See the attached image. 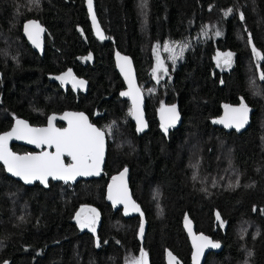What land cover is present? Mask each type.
<instances>
[{
    "label": "trees",
    "instance_id": "1",
    "mask_svg": "<svg viewBox=\"0 0 264 264\" xmlns=\"http://www.w3.org/2000/svg\"><path fill=\"white\" fill-rule=\"evenodd\" d=\"M94 2L103 39L91 29L84 0H0V132L14 118L40 125L65 110L112 128L98 179L25 186L0 165V263L135 264L143 252L148 264H166L170 252L190 264L182 224L189 216L196 232L223 246L204 264H264V59L253 52L254 46L264 56V0ZM28 19L45 27L42 54L21 34ZM182 40L190 44L159 89L182 123L165 130L155 117L161 106L147 98L149 129L137 135L129 103L118 96L124 85L113 54L133 59L141 84L155 46ZM229 52L231 65L224 66ZM69 69L86 81V91L53 78ZM242 101L254 108L249 127L223 129L222 106ZM122 168L130 170L140 215L113 211L106 202L108 179ZM86 206L100 214L95 231L77 223Z\"/></svg>",
    "mask_w": 264,
    "mask_h": 264
},
{
    "label": "snow or ice",
    "instance_id": "2",
    "mask_svg": "<svg viewBox=\"0 0 264 264\" xmlns=\"http://www.w3.org/2000/svg\"><path fill=\"white\" fill-rule=\"evenodd\" d=\"M88 4L89 8H91L92 0H88ZM230 11L231 10H229V12ZM241 18H243L242 14ZM93 20L95 21V15H93ZM33 29L35 31H33ZM25 31L35 43L38 39L39 33L42 32L43 29L37 22L31 21L25 25ZM97 34L101 35L99 32ZM220 34L219 30L215 32V35L217 36ZM101 38L103 39L104 37L101 35ZM159 47L160 46L157 45V48ZM185 47H187V45H182L179 48V52H177L175 47L164 45V51L171 53L170 59L175 62L178 56L183 55ZM253 52L257 56V59H264V56H261L254 46ZM232 55L233 54L230 52L224 55V66L231 65ZM121 59L123 60L121 71L125 72V75L129 77L130 88V91L121 93V95L133 97V115H135L137 120L143 124L142 118L139 115V107L137 103L139 99V89H134L133 86V81L130 76V61L127 57H122ZM157 61L158 68L162 69L166 74L167 68L164 67L163 61L160 60L159 52L157 53ZM154 71L156 70L154 69ZM68 78L72 79L74 87H84L86 85V81L77 80L70 69L68 72L64 73L63 76L57 77V79L65 81H67ZM261 79H264V73H261ZM225 108L227 110L225 118L219 122L226 124L228 127H232L234 124L237 129L243 127L247 122V114L249 111L247 105L242 101L239 107L233 108L225 105ZM167 112L169 113V121L174 125L175 121L179 119L176 106L173 105L171 108L167 109ZM54 119L55 117H52L49 120L47 128H31L26 121L17 120L16 127H14L11 132L0 135V160H2L7 166V171L13 173L15 176L22 177L28 183L37 179L47 183L48 177L68 181L74 180L77 176L98 175L99 167L104 156L105 132L88 123L87 117H85L83 113H66L63 119L68 121V127L65 129L56 128L52 123ZM165 130H167V128H165ZM14 135L18 139H28L30 143L36 144L40 147L47 145L49 148H52L54 146L55 152L42 151L39 154L29 153L23 156L16 155L8 148V141ZM65 154L71 157V163H64L63 156ZM126 173L127 169L125 168L120 177L113 178L114 183L117 179H120L122 184L116 188L115 195H113V189L110 186L109 199H113L115 203H123L126 209L130 205L132 211L139 212V206L136 205L134 201H131L127 186L123 183V177ZM92 211L94 212L95 210ZM77 219L80 220L82 228L90 227L95 231V216H85L81 219L78 214ZM217 219H219V213H217ZM189 231H191L190 226ZM140 233L141 235L143 234V225L140 226ZM193 240L196 245V253L193 256V259L197 262L199 256L203 253L204 248L220 247L219 243H213L207 237L203 236V234L199 237L194 236ZM196 241H199V243H196ZM168 255L171 259H175L170 252ZM249 255H251V253H249ZM145 257L146 253L141 252V256L135 261V264H146Z\"/></svg>",
    "mask_w": 264,
    "mask_h": 264
},
{
    "label": "water",
    "instance_id": "3",
    "mask_svg": "<svg viewBox=\"0 0 264 264\" xmlns=\"http://www.w3.org/2000/svg\"><path fill=\"white\" fill-rule=\"evenodd\" d=\"M84 6H85V9H86L88 20H89V23H90V26H91V29H92L93 33L95 34V36H97L100 39H102L101 35L105 38V33L103 32V30L101 28L100 22L98 20L97 14H96L94 0H92L91 8H89L88 0H84ZM93 15H95V21L93 20ZM31 21L37 22L40 25V27L43 29V31L39 33L38 39H37V41L35 43L33 42V39L29 37L28 33L25 31V25H27ZM33 31H35V30L33 29ZM98 32L101 35H98L97 34ZM45 33H46L45 27L36 19H28V20L24 21L23 24H22V35H23L26 43L28 44V46L34 52H36L38 54H42L43 51H44ZM122 57H127L128 60L130 61V69H131L130 76H131V79L133 81V86H134V89H139V99H138L137 103H138V107H139V115L142 118L143 124H141L137 120L136 116L133 115V109H134L133 97L132 96L121 95V93L130 91V88H129V77L125 75V72L121 71V64L123 63V60L121 59ZM113 60H114L115 70H116L117 74L119 75V77L121 78V80L123 82V85H124V87L118 92V96H119V98L121 100H126L129 103V106H130V121L134 124V129H135L136 134L137 135H142L143 133L148 131L149 122H148V120L146 118V110H145L146 97H145V95L143 93V90H142V88L140 86V83L138 81L133 59L128 54L122 53L120 51H116L113 54ZM73 76L77 80L85 81L81 77H78L76 75H73ZM69 85H70V87L72 89H74L76 91H78V90H86L88 88L87 83H86V85L84 87H74L71 78L69 79ZM225 105H228V106H231L233 108H236V107H239L240 103H226V104H224L222 106V108H221V114H220V116H219V118L217 120V123L223 129L228 130V131H231V130H234L236 132L245 131L249 127V125L251 123V117H252V114L254 112V108L246 104L248 109H249L248 114H247V122L244 124L243 127L237 129L234 124H233L232 127H228V126H226V124L219 122L220 120L225 118V114H226V111H227L226 108H225ZM172 106H173V104H168V105L161 106V107H159L156 110V113H155L156 120L164 128H169V127H172V126H178V125H180L182 123V114L180 113V111H179V109L177 107H176V111L179 114V119L175 121L174 125L169 121V119H168L169 113L167 112V109L171 108ZM66 113H72V114L83 113V115L85 117H87L88 123L94 125L96 128H99L97 125L93 124L90 121V118L88 117V115L86 113H84L83 111L65 110V111L60 112V113H51V114H49L47 119H46V123L44 125H41V126L31 125L28 120H26V119H24L22 117H17V118H15L13 120L11 126L7 130L0 132V135H3L4 133H7V132H11L12 129L14 127H16V121L17 120L26 121L28 126L31 127V128H47L49 120L52 117H55V119L52 121L53 125L56 128H58V129H65V128L68 127V121L63 119V117H64V115ZM57 122L63 123L64 126L61 127V128L58 127L56 125ZM99 129H101V128H99ZM101 130L104 131L103 129H101ZM13 144L21 145V146H24V147H27V148H30V149H35L36 151L18 153V152H15L12 149V145ZM107 145H108V140H107V135H106V132H105L104 156H103V161L101 162L100 167H99V174L98 175L93 174V175H88V176H77L74 180L65 181L63 179H54L52 177H48L47 178V183H44V182H42V181H40L38 179L37 180H33L31 183H28L22 177L15 176L13 173L7 171V166L4 164V162L2 160H0V165L3 167L5 173H6V175L8 177H10V178H12V179H14L16 181H19L20 183H22L25 186H32L34 184H39L40 186H42L44 188H47L50 182H61V183L65 184V185H67V184L68 185H74V184H76L77 182H79L81 180L98 179V178H100L103 175L104 167H105V163H106V156H107ZM8 148H9V150L12 153H14L16 155H20V156L27 155L29 153H31V154H39L42 151L55 152V147L54 146L52 148H49L47 145H44L43 147H40V146H38L36 144L30 143L28 139H18V138H16L15 135L8 141ZM65 158H69L71 160V157H69L67 154H65L63 156L64 163L65 164H69V163L65 162ZM71 162L72 161H70V163ZM126 169H127V173L123 177V183L126 184V186H127V191H128V194H129V196L131 198V201H134L135 204L137 205L136 201L134 200V198L132 196V191L130 189V170L128 168H126ZM124 170H125V168H122L121 170H119L118 172L114 173L113 175H111L109 177L107 185H106V192H105L106 202L112 207L113 211H117L119 209H122L128 215L129 214H131V215H140V211L139 212L132 211L130 205L126 209L125 205L123 203H115L113 199H109V188H110V186L113 189V195H115L116 188L118 186H121V184H122V181L120 179H117L115 181V183H114L113 178L114 177H120L121 173H123ZM85 216L92 217L93 215L91 213H86V214L83 215V217L81 219H83ZM182 224H183L184 232H185V234L187 236L188 242H189L190 247H191L190 264H204L205 261H206L207 255L209 253H211V252H220L222 250L223 246H222L220 241L213 240L210 236H208V235H206V234H204L202 232H196L195 231L194 223L190 219L189 216H184L183 217ZM189 226L191 228V231H189ZM143 231H144V225H143ZM201 234H203V236L207 237L213 243H219L220 247H218V248H213V247L204 248L203 253L199 256V260L197 262V261H195L193 259V256L196 253V245L194 243L193 237L194 236L195 237H199ZM196 243H199V241H196ZM171 254H172V257H174L175 259L174 260L171 259L169 257V255L167 254L166 257H165V263L166 264H180V260L178 259V257L175 254H173V253H171ZM0 264H9V262L6 261V262L0 263Z\"/></svg>",
    "mask_w": 264,
    "mask_h": 264
},
{
    "label": "rangeland",
    "instance_id": "4",
    "mask_svg": "<svg viewBox=\"0 0 264 264\" xmlns=\"http://www.w3.org/2000/svg\"><path fill=\"white\" fill-rule=\"evenodd\" d=\"M202 36H207L205 31L203 32ZM2 40H3V38H2ZM189 44H190V41L182 40V41L164 42L161 45H159L160 46L159 48H157V46H155L154 52H153V65H152V68H151L150 73H149V78H148L147 82L141 83L140 86L143 90V93H144L146 99L147 98L148 99L153 98L156 100V102H158V104L156 106H164V105L169 104V103H166L165 93L162 92V94L160 95L159 89H163L165 84L169 81V79L171 77V71L174 69V67L177 66L178 63H180V61L183 58L184 52L187 49V47L189 46ZM164 45H168L170 47H175L177 49V52H179V48L182 45H187V47H185V49L183 51V55L178 56V58L175 60V62H173L170 59L171 53L164 51ZM158 52H159L160 60L163 61L164 67L167 68L166 74L163 72L162 69L158 68V61H157V53ZM154 69L156 71H154ZM63 74L53 76V78L56 81H58L61 84V86L65 87V86L69 85V79L70 78H68L67 81L57 79V77H61V76H63ZM106 128H107L106 130H107L108 135H110V132L112 129L111 126L110 127L107 126ZM83 211H88V210H83ZM82 215H80V217ZM78 223H79L80 228H82L81 224H80V220L78 221ZM94 227H95V225H94ZM82 229L92 230V228H90V227H84ZM145 259H146V257H145ZM146 264H148L147 259H146Z\"/></svg>",
    "mask_w": 264,
    "mask_h": 264
},
{
    "label": "flooded vegetation",
    "instance_id": "5",
    "mask_svg": "<svg viewBox=\"0 0 264 264\" xmlns=\"http://www.w3.org/2000/svg\"><path fill=\"white\" fill-rule=\"evenodd\" d=\"M21 34H22V30H21ZM23 36V35H22ZM67 86H70V85H67ZM67 86H65V87H67ZM72 90H74V89H72ZM74 91H76V90H74ZM78 91H86V90H78ZM78 91H76V92H78ZM48 117V116H47ZM15 119V118H14ZM13 119V120H14ZM47 119V118H46ZM91 121V120H90ZM13 122V121H12ZM12 122H11V124H12ZM46 123V120H45V122L43 123V124H40V125H35V126H41V125H44ZM11 124H10V126H11ZM31 124V123H30ZM94 124V123H93ZM31 125H33V124H31ZM56 125L58 126V127H63L64 126V124L63 123H60V122H57L56 123ZM96 125V124H95ZM173 127V126H172ZM99 128H101V129H103L105 132H106V135H107V140H108V133H107V128L106 127H99ZM21 146V145H20ZM24 147V146H23ZM25 148H27V147H25ZM32 151H36L35 149H30V148H27V151L26 152H32ZM23 153H25V152H23ZM70 159L69 158H65V162L66 163H70ZM63 185H65V184H63ZM68 185V184H67ZM75 185V184H74ZM74 185H69V186H74ZM112 208V207H111ZM82 210H88V211H83L82 212ZM92 210H95L94 212L92 211ZM86 213H91L93 216H95L96 217V222H95V230L98 228V226H99V223H100V214H99V212H98V210L96 209V208H94V207H90V206H86V207H81L79 210H78V212H77V214H79V215H84V214H86ZM83 215L81 216V218L83 217ZM76 219H77V215H76ZM78 219H77V223H78ZM78 225H79V223H78ZM91 231H93V230H91Z\"/></svg>",
    "mask_w": 264,
    "mask_h": 264
}]
</instances>
